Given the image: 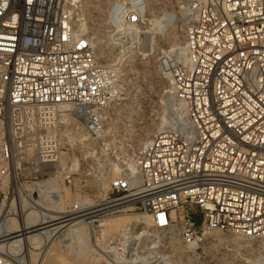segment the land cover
<instances>
[{"label": "built area", "instance_id": "obj_1", "mask_svg": "<svg viewBox=\"0 0 264 264\" xmlns=\"http://www.w3.org/2000/svg\"><path fill=\"white\" fill-rule=\"evenodd\" d=\"M140 7L127 26H140ZM189 11L185 59L171 70L187 125L156 134L139 150L137 171L111 180L109 203L122 204L110 208L146 215L159 230L175 226L187 244L206 231L264 240V0H193ZM115 83L65 0H0V121L47 145L18 168L28 185L56 180L75 190L79 124L93 131L94 112L118 98ZM1 152L12 162L10 146ZM0 264L22 263L0 253Z\"/></svg>", "mask_w": 264, "mask_h": 264}, {"label": "rangeland", "instance_id": "obj_2", "mask_svg": "<svg viewBox=\"0 0 264 264\" xmlns=\"http://www.w3.org/2000/svg\"><path fill=\"white\" fill-rule=\"evenodd\" d=\"M118 1L135 2L95 0L79 17L83 23L81 28L88 37L101 39V64L115 75L119 94L114 103L100 111L96 131H91L83 120L79 124L76 151L80 174L75 181V190H64L63 195L60 194L66 211L75 202L81 204V209L87 202L110 205L111 180L124 169L129 170L127 166L136 159L146 139L157 134L155 127L165 121V129H169L174 116L179 118L177 108L169 101V77L179 59V45L183 47L187 8L193 0H146L147 10L139 29L149 34H140L138 40L127 34L114 36V33L120 34L118 31L111 33L108 14ZM151 127L154 131L146 136ZM25 129L20 123L10 126L0 121V226L9 218L17 219L18 207L22 209L28 202H49L52 195L50 191L42 192L43 196L38 198L34 191L10 188L11 169L14 167L20 172L18 168L25 167L28 160L47 147L45 143L35 146L28 140ZM4 145L12 149V162H7L2 155ZM114 169L119 171L117 176L112 175L116 173ZM19 177L24 185L30 184L27 178ZM124 209H96L99 211L84 216L91 227L85 228L87 241L57 236L46 254L34 256V264H41L43 259H46L43 264H264L263 239H239L228 233L215 232L216 236L212 238L187 244L176 228L170 232L161 231V239L153 242L139 234L142 226L151 231V222L147 224L142 219L145 216L139 212ZM123 215L139 217L142 226L133 225L125 233L122 229L112 232L103 226ZM18 235L21 239L24 237L22 233ZM22 247L31 250L23 244ZM17 256L14 258L23 264L20 259L24 254ZM28 258L30 263V255Z\"/></svg>", "mask_w": 264, "mask_h": 264}, {"label": "bare ground", "instance_id": "obj_3", "mask_svg": "<svg viewBox=\"0 0 264 264\" xmlns=\"http://www.w3.org/2000/svg\"><path fill=\"white\" fill-rule=\"evenodd\" d=\"M95 0H65V11L70 15L71 20L73 21V24L75 25V28L77 31H81L84 35H87L84 31V29L81 28V23L80 20V15L84 13L90 5L94 2ZM146 0H135V2H116L114 6L118 10H116L115 13H110L111 8L109 10L108 14V20L109 24L111 27V33L118 31L120 34L114 33V36L118 35H124L127 34L131 36L134 40H138L140 34H147V31H142L139 29V26H127L125 24V21L127 19V16H129V12L132 11V9H136V6L138 4L141 5V10L139 12H142L147 10V2ZM136 3V4H135ZM188 12V17H187V26L190 22L191 15L190 11L187 8ZM143 13V12H142ZM141 13V15H142ZM146 16V15H145ZM151 16V15H150ZM148 18V17H147ZM157 19V18H156ZM155 19V21H156ZM146 20V19H145ZM152 20V19H150ZM147 22V21H146ZM145 22V23H146ZM159 22V19H158ZM148 24V23H147ZM153 24V23H152ZM150 25V24H149ZM158 25V24H157ZM93 27V26H92ZM96 27V26H95ZM144 28V27H143ZM158 28V27H157ZM150 29V28H149ZM155 29V28H154ZM152 29V30H154ZM157 30V29H156ZM94 31V30H93ZM155 32V31H154ZM152 33V32H151ZM89 34V33H88ZM116 34V35H115ZM149 34V33H148ZM113 36V35H112ZM88 37V35H87ZM152 38V37H151ZM91 43L93 44V49L98 57H102V41L99 37L95 38H90ZM145 40V39H144ZM148 41V40H147ZM144 43V42H143ZM147 46V45H146ZM178 55L179 59L178 61H183L185 59V47L183 43V47L179 45L178 48ZM116 72V70H113ZM170 85H171V95L169 96V101H171L175 107L177 108L176 113H178L179 118H176L174 116V119H172V126L169 129H172L175 126V123L181 124V125H187L186 117H185V107L184 105L178 101L173 93L172 90V78H171V72H170V77H169ZM95 114L99 115L100 112L95 111ZM97 121V126L94 124L93 121H91L89 124L91 125V129L93 131L97 130L98 127V119L96 117ZM155 127V126H154ZM166 124L165 121L162 122L159 126L155 127L157 134L162 132V131H167L169 129H165ZM153 127H151L152 129ZM154 130H147L146 131V136H149L151 132ZM64 135L60 137V140H64L65 137ZM154 137V136H153ZM152 139V138H151ZM149 137L146 139L144 146L151 140ZM143 146V147H144ZM143 149V148H141ZM60 162L61 166L63 168L65 167V163L67 160V155L65 152H60ZM12 161V158H11ZM128 171L130 173H135L137 171L136 168V163L135 160L130 163V165L127 166ZM116 173L112 174L117 176L119 171L117 169H114ZM12 177V180H11ZM9 178L11 180V186L10 188L15 189V191H20V190H30L33 191L37 189L39 191V194L43 196L42 192H52L51 196L48 198L47 202L46 200H41L38 203H32L28 202V204L22 205V209L18 207L17 209V219L9 218L5 225L0 226V253H6L11 255L12 257H16L18 254L22 253L24 254V260L21 258L20 260L23 262V264H34V256H37L39 254L44 255L46 254V250H48L49 246L52 244L54 239L57 236H68L70 239L68 240H79V241H87V234H85V228H91L89 226V223L85 222L84 216L90 215L96 211L102 210V209H107L110 208L114 205L117 204H122V203H116V204H103V205H95L91 202H87L86 204H82L83 209H81V204L79 206L80 210L77 212L78 214L74 217H70L72 213H70V210H64V206L62 203V198H60V194H62L63 190L61 186L59 185V181H53L52 188H41V183H36L34 185H23L19 182V173L17 169H11ZM60 192V193H59ZM63 195V194H62ZM32 198V197H31ZM83 201V200H80ZM83 203V202H82ZM74 203L71 205L73 206ZM99 209V210H96ZM27 211V213L25 212ZM63 214V216H62ZM127 215V214H126ZM124 216L118 219H114L112 222H105L103 226L107 227V230H110L112 232L122 229V231L125 233L128 230H131L133 225L137 226L138 224L142 226V222H140V218L136 216ZM134 215V214H133ZM142 215V214H141ZM66 219V217H68ZM145 216L142 218L147 224H150L151 220L148 216ZM148 217V218H146ZM67 220V221H66ZM153 226V225H152ZM106 229V228H105ZM176 229L175 226H172L168 229L165 230H159L153 226V229L146 230L145 226L140 227V233L143 237L146 239H149L151 241H157L160 240V232H170L171 230ZM216 231H206L205 232V238L204 239H209L214 236H216L215 233ZM19 233H22L24 237L21 239ZM19 239H16V238ZM236 238H239L237 236H234ZM241 239V238H239ZM83 243V242H82ZM28 246L31 250H25L23 247L21 248V245ZM54 247V246H53ZM6 248V249H2ZM14 248V250H13ZM12 250V251H10ZM31 251V252H30ZM50 253V251H49ZM51 254V253H50ZM28 255L31 257V262L28 263ZM19 258V256H17ZM46 258V257H45ZM46 259H43V262H45ZM43 262L41 264H43Z\"/></svg>", "mask_w": 264, "mask_h": 264}]
</instances>
